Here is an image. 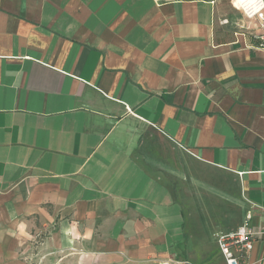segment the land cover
<instances>
[{"label":"crops","instance_id":"1","mask_svg":"<svg viewBox=\"0 0 264 264\" xmlns=\"http://www.w3.org/2000/svg\"><path fill=\"white\" fill-rule=\"evenodd\" d=\"M241 15L0 0V264L206 262L211 238L224 264L217 240L247 211L264 232V24ZM207 171L239 203L199 230L182 197ZM245 261L264 264L263 238Z\"/></svg>","mask_w":264,"mask_h":264},{"label":"rangeland","instance_id":"2","mask_svg":"<svg viewBox=\"0 0 264 264\" xmlns=\"http://www.w3.org/2000/svg\"><path fill=\"white\" fill-rule=\"evenodd\" d=\"M242 16V15H241ZM243 17V16H242ZM243 24H239L236 26V29H242L243 32H254L261 27L258 24V21L251 20L250 22L244 18ZM264 24V23H263ZM251 30V31H250ZM205 176L210 178L213 181V186L208 184H204L206 182L200 180V182L193 183L191 188H188L189 192H191L190 196H186L183 194V200L186 201V205L190 206V212L192 219L195 220L194 227L200 230V227L203 229H210L215 216L220 215L223 212V208L228 205H238V199L236 193L234 192L233 183L230 181L229 177L225 175H220L214 172H205ZM204 182V183H203ZM197 184V186H196ZM230 203V204H229ZM240 207L242 209L243 205L240 203ZM246 215H249L248 211ZM244 222V221H243ZM243 224V223H242ZM205 230V231H206ZM209 233V231H207ZM211 234V233H210ZM214 239L211 238L208 246L209 249L214 248V251H206V253L210 254V260L206 262H202V255L199 251L195 249L192 251L191 255L193 256V260H184V263L181 262L179 264H218L220 260L219 253L217 248L214 246ZM195 243H192V245ZM155 264H163V263H155ZM173 264V263H172ZM246 264V261L243 262Z\"/></svg>","mask_w":264,"mask_h":264},{"label":"built area","instance_id":"3","mask_svg":"<svg viewBox=\"0 0 264 264\" xmlns=\"http://www.w3.org/2000/svg\"><path fill=\"white\" fill-rule=\"evenodd\" d=\"M155 3H161L162 0H152ZM232 8L248 19L258 21L260 27H263L264 23V0H254L256 4L246 10L243 7L235 6V3L239 0H229ZM264 42V37L261 39ZM129 112V110L127 109ZM249 215H246L244 223L237 229V231L221 235L217 240L218 250L224 260V264H243L247 255L253 248V242L256 238L264 239V232H254L249 227Z\"/></svg>","mask_w":264,"mask_h":264},{"label":"bare ground","instance_id":"4","mask_svg":"<svg viewBox=\"0 0 264 264\" xmlns=\"http://www.w3.org/2000/svg\"><path fill=\"white\" fill-rule=\"evenodd\" d=\"M252 4H256L254 0H239L235 3V6H241L244 9L249 10L253 6Z\"/></svg>","mask_w":264,"mask_h":264}]
</instances>
